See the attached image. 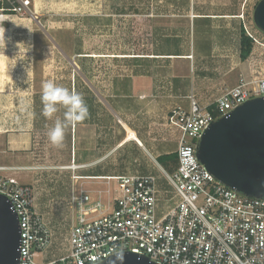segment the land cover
Returning a JSON list of instances; mask_svg holds the SVG:
<instances>
[{
    "label": "rangeland",
    "instance_id": "obj_1",
    "mask_svg": "<svg viewBox=\"0 0 264 264\" xmlns=\"http://www.w3.org/2000/svg\"><path fill=\"white\" fill-rule=\"evenodd\" d=\"M260 1L30 0L27 12L15 13L0 23L4 35V43H0V164L14 167L6 173L36 187L41 210L59 225L67 214L62 208L67 206L72 185L95 190L107 184L103 179L81 178L80 130L87 128L88 136L92 133L98 142L108 144L100 151L101 163L124 168L142 161L136 144L118 146L128 131L112 108L113 91L123 88L131 75H147L152 98L156 97L153 103L159 109L158 122H167L170 95L176 98L183 85L177 91L172 76L177 69L175 60L152 56L160 51V45L162 50L166 45L191 54L193 46L203 55L195 58L192 66L196 76H230V68L242 62L250 70L264 73V31L254 20ZM216 11H228L224 14L229 15L213 16ZM197 14L206 18L196 21ZM245 26L262 45L255 43L253 53L242 60L240 37ZM211 42L219 43L214 45L213 56ZM49 80L81 93L96 120L94 126L68 128L59 147L49 142L47 132L55 119L63 118V107L51 119L42 114V84ZM129 108L123 106L120 118L130 114ZM170 128L164 124L137 127L150 130L153 137L158 133L167 136ZM6 132L14 142L19 141L14 148L6 144ZM173 166L170 162L165 167L172 170Z\"/></svg>",
    "mask_w": 264,
    "mask_h": 264
},
{
    "label": "built area",
    "instance_id": "obj_2",
    "mask_svg": "<svg viewBox=\"0 0 264 264\" xmlns=\"http://www.w3.org/2000/svg\"><path fill=\"white\" fill-rule=\"evenodd\" d=\"M29 3L0 0V23L27 12ZM245 31L262 45L249 27ZM258 96H264V73L255 69L208 105L191 93L189 108L174 107L168 117L181 133L172 170L153 159L157 173L104 176L106 186L94 191L72 185L57 226L41 210L36 187L0 164V195L19 218L18 264H96L114 249L157 264H264V198L225 185L197 156L213 121Z\"/></svg>",
    "mask_w": 264,
    "mask_h": 264
},
{
    "label": "crops",
    "instance_id": "obj_3",
    "mask_svg": "<svg viewBox=\"0 0 264 264\" xmlns=\"http://www.w3.org/2000/svg\"><path fill=\"white\" fill-rule=\"evenodd\" d=\"M219 12L220 11L213 12L212 15H217L219 18L220 15H229L224 14L228 11H222L223 13ZM195 17L196 21L203 20V18H206L200 14H197ZM207 18L211 17L207 16ZM204 20L208 21V19ZM209 21H211V19ZM227 26H229V24H227ZM214 45L218 46L219 43H214ZM214 45L211 42V47H213L211 48L210 56H213V53L216 50ZM161 47L163 46L160 45V51L152 56L157 58H172L173 60H175V66L177 69L174 70V74L172 76L175 78L174 81L177 84V91L180 87L179 85H183V91H178V93L176 94V98H173V94L170 95L172 98L170 103V111L172 110V108L177 106H181L184 109H188L189 95L191 93H194L203 105H208L215 101L221 95L223 89L235 86L241 76H244L247 79H251L253 76L252 68L250 70L249 67H246L245 62H242L241 65H233L229 70L230 76L219 75V73H215L210 77L201 75L196 76V72L194 71V68L192 66H194L195 58L200 59L201 57H203V55H198L197 50L193 48V46L191 49L192 51H190L192 52V54L182 51H173L166 45L164 46L163 50ZM221 47L224 48L225 45L222 44ZM191 59L193 60V63L190 61ZM239 66L240 68L237 69ZM191 67L193 70H191ZM231 80H233L235 83H232ZM127 81L125 82L126 84L123 86V88H117L116 91H113L110 95L112 108L117 114V117H119L118 121L128 131L127 136H125L118 143V146L120 144L121 148H129L131 142L133 144H136V147L134 148L138 150V158L142 161L137 165H133L132 163L126 164L124 165V168H120L121 165L119 167V165H116L117 163H110L111 166L101 163L102 156L100 155V151L105 149L103 148V146H108V144L98 142V137L92 135V133H90L91 135L88 136L86 126H94L96 124V120L92 116L93 108L91 107V109L89 108L90 110L88 119L82 123H79L80 129L83 128V126H85L86 128L85 132L80 130V146L78 151V160L80 170L83 171V173H81L80 175L81 178L102 179L101 177L104 176L117 175L125 172H134L136 170L132 169L136 168L137 171H140L142 173L149 172L150 169L155 172L156 168L153 159H157L158 161V158L160 156L176 153L178 149L181 133L177 128L168 123V119L166 123L161 121L158 122L159 119L156 117V115L159 112V109L153 103L154 101H156V99H154L156 97L153 95L152 98V93L150 90L151 87L148 86L150 84L149 77L145 74L131 75L128 77ZM121 102L123 104H120ZM125 105H128L130 107V114H128V116L123 119L120 118V115L123 114V106ZM154 124H164V126L169 125L171 128L170 130H168V135L163 136L161 133H158L156 137H153L151 135L150 130L137 129V127L144 126L148 128L149 126H152ZM161 130L162 129H159V131ZM169 135H171V137ZM3 137L6 140V144H8L10 148H14V145L18 144L17 142H19H14L13 138L9 137L8 132H6ZM150 162L151 166L149 167Z\"/></svg>",
    "mask_w": 264,
    "mask_h": 264
},
{
    "label": "water",
    "instance_id": "obj_4",
    "mask_svg": "<svg viewBox=\"0 0 264 264\" xmlns=\"http://www.w3.org/2000/svg\"><path fill=\"white\" fill-rule=\"evenodd\" d=\"M254 20L264 31V0L257 4ZM197 156L225 185L264 198V96L251 98L213 121L202 133ZM19 244L18 215L0 195V264H18ZM124 256V264H157L129 251ZM111 258L96 264H110Z\"/></svg>",
    "mask_w": 264,
    "mask_h": 264
},
{
    "label": "clouds",
    "instance_id": "obj_5",
    "mask_svg": "<svg viewBox=\"0 0 264 264\" xmlns=\"http://www.w3.org/2000/svg\"><path fill=\"white\" fill-rule=\"evenodd\" d=\"M0 43H4L3 33H0ZM41 103L42 114L49 119L59 111L60 107L64 109L63 118L55 119L47 132L49 142L55 147L62 145L68 128L84 122L89 117V108L81 93L51 80L42 84ZM124 253L123 249H114L111 253L114 259L111 258L110 264H124Z\"/></svg>",
    "mask_w": 264,
    "mask_h": 264
},
{
    "label": "trees",
    "instance_id": "obj_6",
    "mask_svg": "<svg viewBox=\"0 0 264 264\" xmlns=\"http://www.w3.org/2000/svg\"><path fill=\"white\" fill-rule=\"evenodd\" d=\"M254 48L253 39L247 35L245 29L242 27L241 29V37H240V57L242 60H247L251 55ZM177 159V153H173L170 155H163L158 158V162L163 166H168L170 162H174ZM172 169V168H171Z\"/></svg>",
    "mask_w": 264,
    "mask_h": 264
},
{
    "label": "bare ground",
    "instance_id": "obj_7",
    "mask_svg": "<svg viewBox=\"0 0 264 264\" xmlns=\"http://www.w3.org/2000/svg\"><path fill=\"white\" fill-rule=\"evenodd\" d=\"M131 135H133V134H131Z\"/></svg>",
    "mask_w": 264,
    "mask_h": 264
}]
</instances>
